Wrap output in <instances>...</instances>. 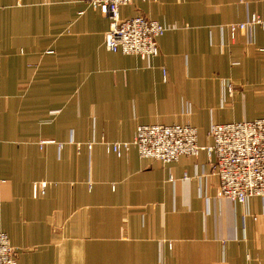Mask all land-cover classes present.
<instances>
[{
	"label": "crops",
	"instance_id": "1",
	"mask_svg": "<svg viewBox=\"0 0 264 264\" xmlns=\"http://www.w3.org/2000/svg\"><path fill=\"white\" fill-rule=\"evenodd\" d=\"M262 11L134 0L121 18L166 28L144 60L106 48L110 20L89 0H0V231L18 264H264V198L219 197L214 155L163 163L103 144L190 123L207 147L212 124L264 117V29L228 28Z\"/></svg>",
	"mask_w": 264,
	"mask_h": 264
},
{
	"label": "built area",
	"instance_id": "2",
	"mask_svg": "<svg viewBox=\"0 0 264 264\" xmlns=\"http://www.w3.org/2000/svg\"><path fill=\"white\" fill-rule=\"evenodd\" d=\"M133 1L89 0V4L110 20L105 34V46L109 51L149 60L159 54L158 39L166 28L159 21L143 14L121 18V6ZM261 3L262 13L255 12L245 21L228 24L233 40L239 34H251L256 27L264 29V0ZM258 51L264 53V48ZM229 90H232V86H229ZM209 136L212 144L204 147L198 142L197 128L190 123L142 124L137 127L132 141H111L104 142V145L109 152L119 157L135 147L141 158H153L163 163L177 162L182 156H198L206 150L210 156H215L211 170L220 179L219 197L243 205L251 197L264 198V117L214 123ZM48 143L41 140L40 146ZM91 145L89 142V147ZM40 187L44 191L46 184ZM0 264H18L17 251L8 234L3 231H0Z\"/></svg>",
	"mask_w": 264,
	"mask_h": 264
},
{
	"label": "rangeland",
	"instance_id": "3",
	"mask_svg": "<svg viewBox=\"0 0 264 264\" xmlns=\"http://www.w3.org/2000/svg\"><path fill=\"white\" fill-rule=\"evenodd\" d=\"M141 125H142V124H141ZM136 131H137V130H136ZM45 140H46L47 142H50V143H53L52 141H54V140H52V139H49V140H48V139H45ZM40 142H41V140H40ZM40 142H39V144H40ZM104 142H110V141H103V144H104ZM48 144H49V143H48ZM88 144H89V142H88ZM91 144L93 145V142H91ZM92 145H91V147H92ZM91 147H90V148H91ZM43 183L46 184V187H45V190H46L48 184H47V182L45 181V182H42V183H41V186H42ZM45 190L43 191V190H42V187H41V191H42V192H45Z\"/></svg>",
	"mask_w": 264,
	"mask_h": 264
}]
</instances>
